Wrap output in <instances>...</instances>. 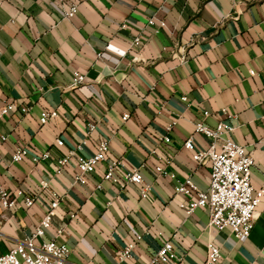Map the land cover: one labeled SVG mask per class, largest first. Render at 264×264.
I'll return each instance as SVG.
<instances>
[{"label": "crops", "instance_id": "1", "mask_svg": "<svg viewBox=\"0 0 264 264\" xmlns=\"http://www.w3.org/2000/svg\"><path fill=\"white\" fill-rule=\"evenodd\" d=\"M71 1L0 0V179L18 199L0 207V251L30 236L58 198L37 241L67 243L70 264H145L167 239L180 264H212L209 241L221 264H264V192L250 235L236 238L210 226L208 208L188 212L196 192L176 190L188 178L198 190L208 186L209 165L184 146L190 136L197 149L209 145L195 133L199 122L233 127L226 135L253 156L251 184L264 189V0H74L67 17ZM102 139L109 158L85 183L75 168L59 167L70 150L90 156ZM18 149L27 153L16 161ZM114 157L118 175L139 169L145 196L141 185L103 179Z\"/></svg>", "mask_w": 264, "mask_h": 264}, {"label": "built area", "instance_id": "2", "mask_svg": "<svg viewBox=\"0 0 264 264\" xmlns=\"http://www.w3.org/2000/svg\"><path fill=\"white\" fill-rule=\"evenodd\" d=\"M63 2L64 0H59ZM78 9V2L72 0L68 8L63 12L67 17L75 15ZM148 24L151 26L161 27L164 23H157L150 19ZM140 37L133 40V44H140ZM84 81L81 74L75 77L76 84ZM13 108V104H8L3 108V112ZM20 110L25 112L26 107L20 106ZM57 111H43L41 114V123H46L50 117H55ZM129 114H124L126 120ZM94 128V124H90ZM233 130V127L225 122H218L215 126H208L199 122L195 126V133L202 134L210 140L206 148L197 149L192 136L188 137L184 146L191 150L193 158L199 163H206L210 167V178L205 190H198L195 183L186 179L176 190L190 196L196 192L194 199H190L187 205L188 212H192L197 207H206L209 210V224L217 230L228 229L236 238H243L250 235L257 217V205L263 195L264 189H254L251 184V172L255 165L253 156L242 144L234 141L226 134ZM226 135V136H225ZM2 139H6L2 136ZM165 142H170L169 136L163 137ZM59 145L63 144L61 138L56 139ZM81 147L70 150L67 154L58 159L60 168H75V181L85 183L87 176L93 173L98 164L109 158V143L107 140H100L97 150L94 154L86 156L80 152ZM27 151L18 149L13 159L21 160ZM49 152H45L41 157H34L35 161L47 159ZM122 160L118 157L111 158L107 164V170L103 179L110 180L113 183L125 187L126 184L134 183L141 185L143 196L148 191V186L143 185V177L138 168L124 171L118 175L117 168L121 165ZM163 171V168H157ZM43 187L46 186L44 182ZM23 203L30 206L35 202V196L25 194ZM60 205V200L56 198L47 206L44 215L36 226L33 233L26 239L10 246L5 251H0V264H70L69 255L71 249L65 242H57L55 239H45L37 241L38 237H43L46 230L51 227L53 216L56 214ZM18 206V199L3 185L0 179V207L9 209ZM74 217V214H70ZM63 232V227L57 229V233ZM135 246L134 242L120 254V258L130 256L131 250ZM207 259L212 264H221V251L217 244L209 241L207 244ZM180 256L175 251L172 239L165 240L159 249L149 258L145 264H180Z\"/></svg>", "mask_w": 264, "mask_h": 264}]
</instances>
